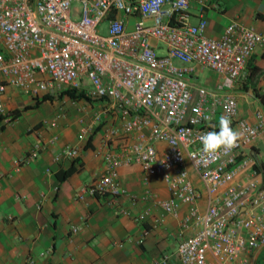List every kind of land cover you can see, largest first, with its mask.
<instances>
[{
  "label": "built area",
  "instance_id": "1",
  "mask_svg": "<svg viewBox=\"0 0 264 264\" xmlns=\"http://www.w3.org/2000/svg\"><path fill=\"white\" fill-rule=\"evenodd\" d=\"M77 1L80 8L73 14L72 0H0V130L12 119L4 105L8 88L33 103L65 90L100 102L97 121L103 115L121 120L108 130L106 140L127 142L105 152V171L86 192L105 195L116 204L125 193L118 178L121 166L138 165L145 177L163 176L169 196L155 202L161 215L151 227L163 224L166 216L178 219L181 206L188 207L179 221L177 264H249L243 256L264 249V182L236 181L240 172L254 170L245 151L264 121L258 112L253 124L237 120L236 97L223 92L243 77L264 36L231 22L219 39L208 38L204 16L196 24L189 22L188 0H161L155 13L142 11L141 0ZM198 4L208 7L203 0ZM112 14L121 17L110 18ZM133 15L139 19L128 29L126 18ZM103 22L106 34L100 31ZM198 68L216 75L221 94L187 77ZM218 109L237 126L241 139L218 158L202 159L199 137L214 130L209 123ZM53 143L33 144L18 163L28 165ZM159 143L166 145L164 150L158 149ZM63 154L75 158L77 149L66 147ZM187 166L200 188L190 181ZM142 199L153 202L149 190ZM202 200L204 208L199 206ZM149 214L150 209L138 220L144 223ZM78 230L71 227L73 234ZM188 230L194 233L185 236Z\"/></svg>",
  "mask_w": 264,
  "mask_h": 264
},
{
  "label": "crops",
  "instance_id": "2",
  "mask_svg": "<svg viewBox=\"0 0 264 264\" xmlns=\"http://www.w3.org/2000/svg\"><path fill=\"white\" fill-rule=\"evenodd\" d=\"M188 1L189 22L196 24L204 16V35L208 38L219 39L231 22L264 36V0H203L208 5L204 9L199 0ZM114 17L121 14L110 16ZM138 19L137 15L127 17V28L132 29ZM144 21L151 24L149 19ZM103 29L106 31L107 22L100 25V31ZM150 43L163 53L160 44L154 40ZM202 70L198 68L196 75L187 77L199 76ZM218 83L220 80L210 71L200 77L202 86L221 94L216 91ZM223 93L236 97L237 120L253 124L258 112L264 121V43L250 56L243 77ZM56 100L35 105L17 89L6 91L4 105L12 119L0 130V264H177L176 249L182 238L179 221L188 207L181 206L178 219L166 216L163 224L151 227L152 221L161 215L155 202L166 200L169 190L163 176L145 177L138 165L118 169L125 193L116 204L105 195H89L86 190L105 171V152L127 142L119 137L106 140L108 130L119 126L121 120L103 115L97 121L100 102L64 96L62 105ZM220 117L218 109L209 123L212 129H218ZM232 127L238 131L236 125ZM143 134L146 138L149 135L147 131ZM51 140L54 143L38 159L28 165L18 163L33 144ZM66 147L76 148L77 156H64ZM157 147L164 150L166 145L159 143ZM245 152L257 163L259 171L244 170L236 182L261 185L264 127ZM187 169L192 184L200 188L193 170L189 166ZM69 170L73 171L60 181ZM147 190L153 202L142 199ZM199 206L204 208V200ZM148 209L150 214L142 223L138 216ZM72 226L79 228L76 234L71 232ZM193 233L194 230H188L184 235ZM243 257L249 264H264V249Z\"/></svg>",
  "mask_w": 264,
  "mask_h": 264
},
{
  "label": "clouds",
  "instance_id": "3",
  "mask_svg": "<svg viewBox=\"0 0 264 264\" xmlns=\"http://www.w3.org/2000/svg\"><path fill=\"white\" fill-rule=\"evenodd\" d=\"M161 0H141L142 11L155 13ZM241 133L232 127V121L227 115L219 118L218 130L205 132L199 137L202 145L199 156L202 159H216L224 151H231L238 146ZM193 160L195 157L192 158Z\"/></svg>",
  "mask_w": 264,
  "mask_h": 264
},
{
  "label": "trees",
  "instance_id": "4",
  "mask_svg": "<svg viewBox=\"0 0 264 264\" xmlns=\"http://www.w3.org/2000/svg\"><path fill=\"white\" fill-rule=\"evenodd\" d=\"M61 97H64V96H67L73 100H87L86 96L82 95V94H79V95H75L74 92L70 91V90H65L64 92H62L60 94ZM54 97H51V96H44L42 99L40 100H36L35 101V105H38L39 103H42V102H45V101H51V99H53ZM218 130V129H216ZM254 170L256 172L259 171V167L257 165V163H254V166H253ZM73 170H69V171H66L64 172L62 175H61V179H59L60 181H63V179H65ZM60 178V176H58Z\"/></svg>",
  "mask_w": 264,
  "mask_h": 264
},
{
  "label": "rangeland",
  "instance_id": "5",
  "mask_svg": "<svg viewBox=\"0 0 264 264\" xmlns=\"http://www.w3.org/2000/svg\"><path fill=\"white\" fill-rule=\"evenodd\" d=\"M79 8H80V4L77 0H72L71 2V11L73 14H76L78 11H79ZM102 34H106V31L105 29H103L101 31ZM179 64H181V67H183V64L182 63H177L178 66H180ZM207 75V71L206 70H202L201 73L199 74V76H189L188 78L191 79L192 81H194L195 83H197L198 85H202L200 84V77L201 76H206ZM202 83V81H201ZM54 98H56L57 100L56 101H59L60 103H62V98L60 95L58 96H55ZM62 105H64L62 103Z\"/></svg>",
  "mask_w": 264,
  "mask_h": 264
}]
</instances>
